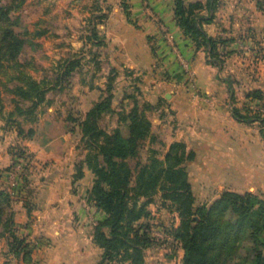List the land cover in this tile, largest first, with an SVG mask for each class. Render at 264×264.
<instances>
[{
	"label": "crops",
	"instance_id": "0c3cea01",
	"mask_svg": "<svg viewBox=\"0 0 264 264\" xmlns=\"http://www.w3.org/2000/svg\"><path fill=\"white\" fill-rule=\"evenodd\" d=\"M99 10L105 14L99 23L104 39L95 78H106L110 68L116 69L117 79L125 73L136 76L142 96L156 107L151 123L163 144V154L171 144L183 143L194 155L187 164L193 191L198 186L217 189L212 202L223 191L242 194L257 185L264 188V141L258 124L239 122L232 113L234 107L244 104L252 110L264 109V100L246 98L250 90L264 92V57L257 56L264 39L257 42L240 36L248 28H257L264 13L249 2L222 0L214 21L204 25L212 37L223 31L225 36L235 37L228 46L234 52L218 68L182 33L174 18L173 0H103ZM161 26L172 35V42L166 40ZM182 63H188L190 73L183 70ZM105 87L106 80L82 85L87 99V105H81L83 111L99 100ZM47 126L49 137L41 133L39 137L15 138L45 165L31 191L32 205L11 202L16 234L31 244L38 264H97L102 250L93 241V230L104 214L95 207L90 193L93 173L84 166L82 178L76 179L81 159L76 149L79 128L67 132L61 125L52 132V123ZM1 162L0 166H9V154ZM0 264H25L10 250L1 229Z\"/></svg>",
	"mask_w": 264,
	"mask_h": 264
},
{
	"label": "trees",
	"instance_id": "16d2710c",
	"mask_svg": "<svg viewBox=\"0 0 264 264\" xmlns=\"http://www.w3.org/2000/svg\"><path fill=\"white\" fill-rule=\"evenodd\" d=\"M26 2L0 0V83L4 78L5 85H12L7 92L18 98L11 101L20 118L12 121L17 135L28 139L34 137L35 130H26L24 125L38 122L36 116H29L40 105L52 103L47 100L48 93L60 94L70 88L80 70V58H75L76 55L66 58L48 79L41 81L27 72L36 70L37 65L33 59L22 62L20 57L29 46H36L33 37L42 36L45 31H37L32 36L33 33L20 29V17L14 15ZM173 3L174 18L182 33L197 51L206 54L209 64L221 68L234 52L228 46L235 37L225 36L224 31L212 37L204 25L214 21L222 0H173ZM255 5L264 13L261 1ZM127 9L125 6L129 18ZM104 18L105 14L100 15L99 22ZM255 31L248 28L240 36L254 39ZM90 33L89 41L97 37L95 26ZM96 45L102 46L103 41ZM117 76V71L111 68L99 100L84 113L73 116L69 112L61 123L67 132L79 128L76 149L84 157L77 162L76 179L82 178L84 166L93 173L90 193L95 207L104 214L93 230V241L102 250L97 264H147L145 252L156 243L143 230L147 225L140 221L151 218L148 206L154 203L173 208L179 218V225L170 235L183 250V264H264V199L251 192L223 191L210 204L197 205L187 168L194 155L183 143L171 144L162 155L163 144L151 123L156 107L144 99L139 89L124 91L127 110L113 108ZM246 98L264 100V92L253 89ZM1 101L0 96V104ZM24 103H29L26 109L22 106ZM232 113L239 122L257 123L264 141V114L252 111L246 104L242 108L234 107ZM108 114L117 116L116 126L110 130L103 124ZM12 151L15 158L27 157L23 147ZM23 181L28 183L25 177ZM13 216L11 196L0 191L2 235L15 256L21 257L25 264H38L32 257L31 244L16 234Z\"/></svg>",
	"mask_w": 264,
	"mask_h": 264
},
{
	"label": "rangeland",
	"instance_id": "374dc122",
	"mask_svg": "<svg viewBox=\"0 0 264 264\" xmlns=\"http://www.w3.org/2000/svg\"><path fill=\"white\" fill-rule=\"evenodd\" d=\"M243 4L249 2V5H255L257 1H261L264 5V0H236ZM103 0H27L23 9L16 13L14 16L20 17L21 30L33 33L37 31H45V34L39 37H33V43L35 47L29 46L26 49L24 55L20 57V61L26 59H33L37 65L36 70L29 69L27 72L37 81L48 79L49 75L56 71L59 66L64 63L66 58L76 55L75 58H80V70L76 73L72 80V85L68 90L63 93H48L47 100L52 103L49 106L45 104L40 105L33 114L29 117L38 118V122L35 124H25L24 128L28 130L33 128L35 130V137L45 134L47 137L50 136L49 129H47L48 123H52L51 128L60 129L61 123L67 114L71 112L73 116L78 113H84L81 105L86 104L87 99L83 92H81L82 85L86 82L102 83L104 80L107 82V78L110 74L108 70L107 77L100 76L96 77L94 69H97L100 63H97V57H100L101 46H97L96 43L103 41L102 31L99 28V16L104 14L100 9V4ZM243 15V12L240 13ZM258 15V13H255ZM260 25L255 28L256 41L264 39V21L257 22ZM96 28L97 37L91 41L87 39L90 36V29ZM253 39V38H252ZM168 41V39H166ZM259 46L257 48V56L261 60L264 57V48ZM183 67V63H182ZM114 69V68H113ZM252 69V70H251ZM116 70V69H115ZM184 70V68H183ZM253 73V68L250 70ZM95 75V76H94ZM124 76V75H123ZM122 75L116 78L114 88V99L113 108L119 110L121 107L128 109V102L123 101V95L125 90L139 89V80L136 79L135 75ZM128 76V77H127ZM6 80L1 78L0 83V164L5 154H9L11 158V164L9 166H0V183L2 184V191L7 193V185H9L10 179L15 175L14 172L19 165H17L22 158H15L12 155L13 148L22 147L21 144L16 143L15 138L17 135V128L13 119H20L18 113L15 111V104L12 103L11 99L16 98L14 95L9 94L7 89L12 88V85H5ZM116 88H118L117 93ZM99 93V92H98ZM101 93V91H100ZM87 96V95H86ZM82 101V102H81ZM123 101V103H122ZM29 103H24L22 106L26 109ZM78 107L79 110H78ZM250 108V107H249ZM251 109V108H250ZM258 111V110H252ZM264 114V109L259 110ZM13 115V116H12ZM17 115V116H16ZM12 116V117H11ZM15 117V118H13ZM117 116L106 115L103 124L106 125L107 129L116 126ZM56 129L52 130L55 132ZM4 142L6 148L1 145ZM78 151V150H77ZM78 154L83 158L84 153L78 151ZM163 155V152H162ZM26 158L29 161V166L24 168L25 178L28 179V183L24 182V194L18 195L17 197H11L12 201H22L27 204V207L32 205L31 202V191L36 182H38L43 176L44 166L42 162H38L37 159L27 151ZM23 158V159H26ZM20 164V162H19ZM8 165V164H7ZM13 175V176H12ZM200 183L199 181H196ZM34 191V190H33ZM197 199V205L202 203H211V198L217 193V189L195 187L194 191ZM251 193L258 195L264 199V188L253 187ZM9 193V192H8ZM7 193V194H8ZM211 194V195H210ZM210 195V197H209ZM209 200L206 202V200ZM32 207V206H31ZM151 212V219H142L140 223L147 225L146 231L152 239H154L156 245L149 248L145 252V259L147 264H183V250L173 240L170 235L171 230L179 225V218L173 208L167 209L159 206V203H154L148 206Z\"/></svg>",
	"mask_w": 264,
	"mask_h": 264
},
{
	"label": "built area",
	"instance_id": "2783aa9c",
	"mask_svg": "<svg viewBox=\"0 0 264 264\" xmlns=\"http://www.w3.org/2000/svg\"><path fill=\"white\" fill-rule=\"evenodd\" d=\"M162 31L164 32V35L166 37V39H168V41H173V37L172 35H170V33L168 31H166V29L164 27L161 26ZM183 68L184 71L188 74L190 73V67L188 65V63H183ZM28 159H20V164L19 162H17L19 165V168L16 169V171L14 172V176L12 177V179H10L9 181V185H7L6 189H7V193L13 198L14 196L17 197L18 195H25L24 194V183H23V176L24 174V168L26 166H29V161H27Z\"/></svg>",
	"mask_w": 264,
	"mask_h": 264
}]
</instances>
